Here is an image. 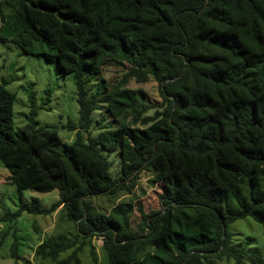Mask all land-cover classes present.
Returning <instances> with one entry per match:
<instances>
[{
	"label": "trees",
	"instance_id": "trees-1",
	"mask_svg": "<svg viewBox=\"0 0 264 264\" xmlns=\"http://www.w3.org/2000/svg\"><path fill=\"white\" fill-rule=\"evenodd\" d=\"M0 19L24 52L47 47L77 87L80 117L64 124L76 131L67 142L58 125H39L31 96L29 123L15 130L17 94L0 83V161L11 183L59 191L49 208L34 198L2 220L61 208L75 228L70 239L41 241L38 258L82 264L88 247L97 262L98 238L107 264H264L259 252L235 245L231 231L252 217L264 232V0H1ZM108 67L124 74L95 86ZM132 79L156 81L161 100L128 88ZM103 103L120 125L93 135L92 114ZM144 171L162 185L161 208L140 207L148 232L135 234L120 204L122 219L92 202L131 191ZM13 238L18 261L22 242Z\"/></svg>",
	"mask_w": 264,
	"mask_h": 264
},
{
	"label": "rangeland",
	"instance_id": "rangeland-1",
	"mask_svg": "<svg viewBox=\"0 0 264 264\" xmlns=\"http://www.w3.org/2000/svg\"><path fill=\"white\" fill-rule=\"evenodd\" d=\"M13 24H15L13 31L16 35L17 24ZM0 36L6 38V40H0V83L17 94L14 103L15 130L22 129L29 123L31 96L37 108L36 119L39 125H58L62 138L71 142L75 138L76 131L69 130L64 127V124L69 121L77 123L80 117L73 74L62 73L55 58H49L44 53L47 52V47L45 50H39L42 54L24 52L12 40L11 32L7 28H2L1 19ZM123 74L124 70L121 68L108 67L103 71V77L100 76L95 80V86L98 85L99 78L113 83ZM127 87L134 91L142 90L143 97L148 102L155 103L161 100L160 87L154 80L140 83L132 79ZM49 90H51L50 101H48ZM103 116H105L104 121L99 122V118ZM92 118L90 131L93 135H97L106 127L120 125V121L109 113L108 106L104 103L93 112ZM104 153L109 155L106 151ZM120 159V151L110 153V160L114 163L112 170L115 177L120 175ZM9 175L0 161V234L8 231L4 244L0 248V264H52L50 261L38 258L35 250L41 241L56 238L63 233L68 235V239L72 238L75 233L74 224L67 220L61 208L49 215L24 212L13 224L4 222L1 216L5 212L17 210L25 202L30 203L34 198L39 199L42 207L49 208L59 198V191L55 189L51 192H38L32 188L18 190L11 183ZM162 191L161 183L154 181L151 172L144 171L135 180L131 191L122 189L114 194L101 195L92 202V205L103 213L122 219V216L114 211V207L120 204L131 230L135 234H145L148 229L140 207H143L146 212L160 209ZM231 231L235 245L248 246L250 252H259L264 256V232L262 226L252 217L237 220L231 226ZM13 232H16L22 242V258L18 261L11 257ZM93 243L96 245L98 261L93 260L89 248L86 247L80 255L82 264H107L101 248L102 240L94 238ZM216 264L235 263L224 259L217 260Z\"/></svg>",
	"mask_w": 264,
	"mask_h": 264
},
{
	"label": "water",
	"instance_id": "water-1",
	"mask_svg": "<svg viewBox=\"0 0 264 264\" xmlns=\"http://www.w3.org/2000/svg\"><path fill=\"white\" fill-rule=\"evenodd\" d=\"M86 214H87V212H86ZM224 229H225V227H224Z\"/></svg>",
	"mask_w": 264,
	"mask_h": 264
}]
</instances>
